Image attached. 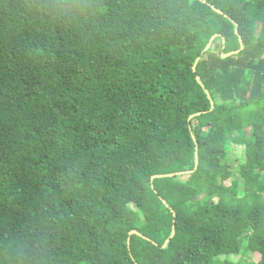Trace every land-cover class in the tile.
Wrapping results in <instances>:
<instances>
[{
  "label": "trees",
  "instance_id": "16d2710c",
  "mask_svg": "<svg viewBox=\"0 0 264 264\" xmlns=\"http://www.w3.org/2000/svg\"><path fill=\"white\" fill-rule=\"evenodd\" d=\"M263 51L264 0H0V264H264Z\"/></svg>",
  "mask_w": 264,
  "mask_h": 264
},
{
  "label": "rangeland",
  "instance_id": "374dc122",
  "mask_svg": "<svg viewBox=\"0 0 264 264\" xmlns=\"http://www.w3.org/2000/svg\"><path fill=\"white\" fill-rule=\"evenodd\" d=\"M218 45V40L216 41V44H215V47H217ZM231 135H233L232 133H230ZM234 136V135H233ZM230 138H233L232 136H230ZM241 151V149H239ZM245 153H248L246 151H244ZM240 155H242V153L240 152L239 153ZM251 158H253V155H251ZM179 179L181 180H186L188 177L187 176H184V175H181L178 177ZM243 179L241 178L240 179V184H239V190L242 191L243 190ZM232 238H230L231 240ZM211 246L214 248L213 250L216 252L218 251V249L220 248L221 246V241L219 239H216V240H207ZM231 245H235L234 244V241L233 239L231 240ZM233 247V248H232ZM230 249H226L225 248V252L226 255L229 257V260L226 261L227 264H231V263H235V261H237L240 257H242L239 249L236 250V248L234 246H232ZM216 256H219L221 253H214ZM222 256V255H221ZM247 259V258H246ZM260 259V256L258 253H254L253 256H251L248 261L252 262V263H257Z\"/></svg>",
  "mask_w": 264,
  "mask_h": 264
},
{
  "label": "bare ground",
  "instance_id": "6f19581e",
  "mask_svg": "<svg viewBox=\"0 0 264 264\" xmlns=\"http://www.w3.org/2000/svg\"><path fill=\"white\" fill-rule=\"evenodd\" d=\"M263 52H264V51H263ZM244 111H245V110H244ZM247 111H248V110H247ZM249 118H250V117H249ZM247 120H248V119H247ZM249 120H250V119H249ZM252 120H253V119H252ZM248 122H249V121H248ZM251 122H252V121H251ZM255 125H256V124H255ZM255 125H254V126H255ZM253 131H254V130H253ZM234 132H235V131H234ZM238 136H239V135H238ZM234 138L236 139L237 137L235 136ZM263 138H264V137H263ZM263 138H262V139H263ZM239 140H240V139H239ZM196 154H197V153H196ZM252 167H253V166H252ZM252 170H253V169H252Z\"/></svg>",
  "mask_w": 264,
  "mask_h": 264
}]
</instances>
